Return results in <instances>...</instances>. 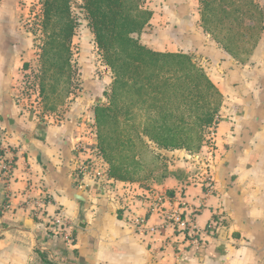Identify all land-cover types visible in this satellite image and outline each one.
Listing matches in <instances>:
<instances>
[{"label":"crops","instance_id":"1","mask_svg":"<svg viewBox=\"0 0 264 264\" xmlns=\"http://www.w3.org/2000/svg\"><path fill=\"white\" fill-rule=\"evenodd\" d=\"M195 3L197 25L175 27L190 23L188 0H145L153 13L141 33L158 13L176 45L190 39L189 53L222 95L218 121L197 152L159 150L163 165L142 182L78 172L96 146L93 108L107 88L82 83L58 119L42 112L38 88L22 93L16 63L27 47L0 49V264H30L37 250L56 264H264V31L240 63L202 29ZM154 193L187 203L195 241L159 226Z\"/></svg>","mask_w":264,"mask_h":264},{"label":"trees","instance_id":"2","mask_svg":"<svg viewBox=\"0 0 264 264\" xmlns=\"http://www.w3.org/2000/svg\"><path fill=\"white\" fill-rule=\"evenodd\" d=\"M74 0H42L37 53L38 95L53 113L78 87L71 40ZM100 60L112 73L105 104L94 107L96 145L110 178L150 179L163 165L159 150L197 152L218 121L222 95L191 54L154 50L139 40L152 10L145 0H81ZM200 26L245 63L264 31L254 0H198ZM1 212V211H0ZM44 264H56L40 250Z\"/></svg>","mask_w":264,"mask_h":264},{"label":"rangeland","instance_id":"3","mask_svg":"<svg viewBox=\"0 0 264 264\" xmlns=\"http://www.w3.org/2000/svg\"><path fill=\"white\" fill-rule=\"evenodd\" d=\"M41 1L42 0H0V49H3L6 45L12 46L14 43L20 45L21 49L27 47V55L25 57H19V62L16 64L18 65V74H20L22 93L24 95H31V97L37 92L36 84H38L39 76L37 47L40 46L44 38V35L39 30ZM254 1L264 13L263 5L261 6L258 3L259 0ZM81 2V0H74L71 4L72 16L75 21L71 47L73 50V59L78 70V75L76 76L78 87H73V92L76 96L81 93L80 85L82 83L89 84L91 81H99L100 86L108 90L112 79L111 71L98 57L94 36L91 28L87 24L85 12L81 8ZM156 2H158V0H156ZM188 2L189 9L192 8V14L187 16L190 23H177L174 25L175 27L180 25H197L196 22L198 23V21L195 19V10L198 8L195 4L197 3H195V0H188ZM160 17L161 15L157 13L155 16V23L147 26V29L140 34L139 39L152 48H185L188 54H191L194 59H196L193 53H189V50L192 48L190 39L183 38L182 45H178V43L176 45L175 38L167 37L165 31L161 30L164 24L160 22ZM167 17L169 16L167 15ZM170 25H172V23ZM153 26L156 27L155 30H152ZM23 58H27L28 60L22 62L24 60ZM73 99L72 96L66 99L64 104L58 105L56 110L52 113L54 115L53 117L56 116V118L59 119L68 109L70 106L69 103L73 101ZM105 103L106 97L104 96L103 101L97 105ZM30 264L44 263L41 262L37 254L36 261L34 260Z\"/></svg>","mask_w":264,"mask_h":264},{"label":"built area","instance_id":"4","mask_svg":"<svg viewBox=\"0 0 264 264\" xmlns=\"http://www.w3.org/2000/svg\"><path fill=\"white\" fill-rule=\"evenodd\" d=\"M11 168L10 162H4L2 169L8 171ZM78 172L86 177L97 181H105L109 179L107 173L106 163L97 147L94 146L90 156L79 166ZM6 204H2L1 209H4ZM151 212L159 214L162 222L160 227L169 226L174 231L184 234L188 241H195L198 235V230L192 219V211H189L187 203L178 196H169L163 193H154L153 195V206L150 209ZM33 217L37 216V213L32 214ZM146 216L139 215L135 219V224L139 227L144 226L147 223ZM208 230L212 231V227Z\"/></svg>","mask_w":264,"mask_h":264},{"label":"water","instance_id":"5","mask_svg":"<svg viewBox=\"0 0 264 264\" xmlns=\"http://www.w3.org/2000/svg\"><path fill=\"white\" fill-rule=\"evenodd\" d=\"M26 226H29V225H26Z\"/></svg>","mask_w":264,"mask_h":264}]
</instances>
